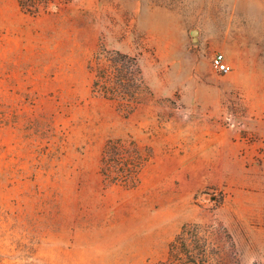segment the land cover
<instances>
[{
	"label": "rangeland",
	"instance_id": "374dc122",
	"mask_svg": "<svg viewBox=\"0 0 264 264\" xmlns=\"http://www.w3.org/2000/svg\"><path fill=\"white\" fill-rule=\"evenodd\" d=\"M103 48L138 56L131 111L92 93ZM118 138L153 152L136 187L100 173ZM192 222L264 264V0H0V264H154Z\"/></svg>",
	"mask_w": 264,
	"mask_h": 264
},
{
	"label": "trees",
	"instance_id": "16d2710c",
	"mask_svg": "<svg viewBox=\"0 0 264 264\" xmlns=\"http://www.w3.org/2000/svg\"><path fill=\"white\" fill-rule=\"evenodd\" d=\"M53 1L18 0L23 11L33 15ZM90 68L94 74L92 93L125 100L131 105L130 111L140 103L141 95H153L137 55L103 48L97 55V65ZM152 155L151 147L141 146L134 139H109L102 151L100 173L107 183L136 187ZM226 247L237 254L236 243L225 225L187 223L170 242L167 257L154 264H225Z\"/></svg>",
	"mask_w": 264,
	"mask_h": 264
},
{
	"label": "built area",
	"instance_id": "2783aa9c",
	"mask_svg": "<svg viewBox=\"0 0 264 264\" xmlns=\"http://www.w3.org/2000/svg\"><path fill=\"white\" fill-rule=\"evenodd\" d=\"M213 65L220 72H229L233 69V65L227 60L226 54L224 52H216L213 55Z\"/></svg>",
	"mask_w": 264,
	"mask_h": 264
},
{
	"label": "water",
	"instance_id": "95a60500",
	"mask_svg": "<svg viewBox=\"0 0 264 264\" xmlns=\"http://www.w3.org/2000/svg\"><path fill=\"white\" fill-rule=\"evenodd\" d=\"M197 31V30H196Z\"/></svg>",
	"mask_w": 264,
	"mask_h": 264
}]
</instances>
